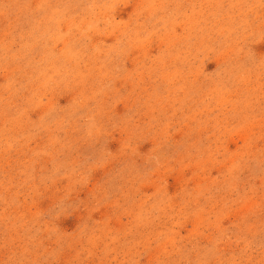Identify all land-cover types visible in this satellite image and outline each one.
<instances>
[{
  "label": "rangeland",
  "instance_id": "1",
  "mask_svg": "<svg viewBox=\"0 0 264 264\" xmlns=\"http://www.w3.org/2000/svg\"><path fill=\"white\" fill-rule=\"evenodd\" d=\"M0 264H264V0H0Z\"/></svg>",
  "mask_w": 264,
  "mask_h": 264
}]
</instances>
